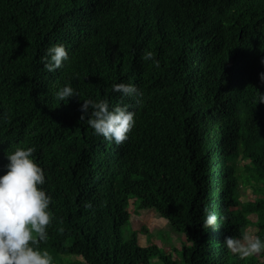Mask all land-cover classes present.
<instances>
[{
    "label": "trees",
    "instance_id": "trees-1",
    "mask_svg": "<svg viewBox=\"0 0 264 264\" xmlns=\"http://www.w3.org/2000/svg\"><path fill=\"white\" fill-rule=\"evenodd\" d=\"M56 45L69 58L48 72ZM261 61L264 0H0V176L17 146L35 148L53 215L40 249L53 264H264L224 243L251 228L264 240ZM64 86L77 95L58 100ZM105 98L135 113L122 144L80 120L84 100ZM130 206L157 212L180 248L141 246L147 230L125 240ZM205 207L217 228H203Z\"/></svg>",
    "mask_w": 264,
    "mask_h": 264
},
{
    "label": "clouds",
    "instance_id": "clouds-1",
    "mask_svg": "<svg viewBox=\"0 0 264 264\" xmlns=\"http://www.w3.org/2000/svg\"><path fill=\"white\" fill-rule=\"evenodd\" d=\"M68 58L65 47L56 45L47 49L41 62L46 71L53 72ZM142 60L153 61L156 68L160 67L152 51L145 50ZM260 80L264 83V73L260 74ZM113 90L126 97L142 95L135 86L126 83L113 85ZM76 95L71 86H64L56 93V98L65 101ZM259 103H264V95L259 94ZM80 111L83 113L80 120L87 118L95 134L117 145L128 139L135 124V113L129 111L128 106L109 110L106 98L84 100ZM35 151L34 147L17 146L6 155L9 161L6 174L0 176V264H53L50 253L40 249L48 240L47 228L53 215L49 210L52 198L41 187L45 183L44 172L32 159ZM85 208L91 209V202L86 203ZM204 211L203 228H217V215L207 207ZM219 219L224 221L227 217L222 215ZM224 243L227 250L241 260L264 253V240L248 230L242 231L239 237L227 236Z\"/></svg>",
    "mask_w": 264,
    "mask_h": 264
},
{
    "label": "rangeland",
    "instance_id": "rangeland-1",
    "mask_svg": "<svg viewBox=\"0 0 264 264\" xmlns=\"http://www.w3.org/2000/svg\"><path fill=\"white\" fill-rule=\"evenodd\" d=\"M235 167L238 173H242L244 170V162L239 158L235 160ZM255 198L251 190L246 191L241 189L242 201L253 200ZM131 219L130 225L123 228V236L126 240L129 237L130 230L141 231L147 230L148 234L143 232L138 234L139 244L141 246H151L156 244L157 246L170 250L171 246L180 248L181 241L184 240V236L176 235L172 231L168 223L160 217V215L153 211H142L139 214H134V208L130 206ZM250 232L256 234V228L249 229ZM146 232V231H145Z\"/></svg>",
    "mask_w": 264,
    "mask_h": 264
}]
</instances>
